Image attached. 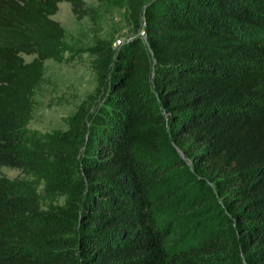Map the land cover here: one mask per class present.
Instances as JSON below:
<instances>
[{
    "label": "trees",
    "instance_id": "16d2710c",
    "mask_svg": "<svg viewBox=\"0 0 264 264\" xmlns=\"http://www.w3.org/2000/svg\"><path fill=\"white\" fill-rule=\"evenodd\" d=\"M62 2L89 13L0 0V264H264V0H136L143 38L97 42L92 110L39 137Z\"/></svg>",
    "mask_w": 264,
    "mask_h": 264
},
{
    "label": "rangeland",
    "instance_id": "374dc122",
    "mask_svg": "<svg viewBox=\"0 0 264 264\" xmlns=\"http://www.w3.org/2000/svg\"><path fill=\"white\" fill-rule=\"evenodd\" d=\"M87 16L76 20L69 5L59 3L57 12L50 18L63 30V38L54 55L43 62V75L39 86L30 96V107L25 127L39 137L53 132L64 133L69 122L84 102L89 107V98L98 91L97 73L93 47L97 42H106L112 50L136 37L143 38V32L133 30L132 6L136 0H80ZM138 22L143 26L142 15ZM25 62L31 56H24ZM93 106L89 107L91 111ZM8 178L18 172L1 168ZM62 206V199H58Z\"/></svg>",
    "mask_w": 264,
    "mask_h": 264
}]
</instances>
